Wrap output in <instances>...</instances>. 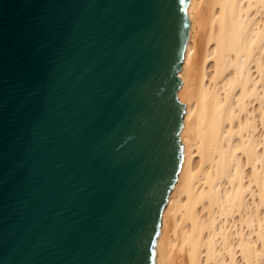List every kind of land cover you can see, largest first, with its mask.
Listing matches in <instances>:
<instances>
[{
	"label": "water",
	"instance_id": "1",
	"mask_svg": "<svg viewBox=\"0 0 264 264\" xmlns=\"http://www.w3.org/2000/svg\"><path fill=\"white\" fill-rule=\"evenodd\" d=\"M187 3L0 0V264H154Z\"/></svg>",
	"mask_w": 264,
	"mask_h": 264
},
{
	"label": "bare ground",
	"instance_id": "2",
	"mask_svg": "<svg viewBox=\"0 0 264 264\" xmlns=\"http://www.w3.org/2000/svg\"><path fill=\"white\" fill-rule=\"evenodd\" d=\"M183 160L154 264H264V0H188Z\"/></svg>",
	"mask_w": 264,
	"mask_h": 264
}]
</instances>
